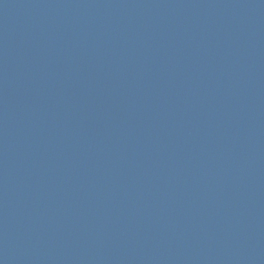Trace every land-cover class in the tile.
<instances>
[{
  "label": "water",
  "instance_id": "water-1",
  "mask_svg": "<svg viewBox=\"0 0 264 264\" xmlns=\"http://www.w3.org/2000/svg\"><path fill=\"white\" fill-rule=\"evenodd\" d=\"M0 264H264V0H0Z\"/></svg>",
  "mask_w": 264,
  "mask_h": 264
}]
</instances>
